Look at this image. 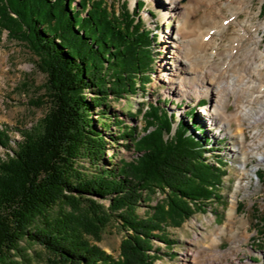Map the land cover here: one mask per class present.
Here are the masks:
<instances>
[{"label":"trees","instance_id":"16d2710c","mask_svg":"<svg viewBox=\"0 0 264 264\" xmlns=\"http://www.w3.org/2000/svg\"><path fill=\"white\" fill-rule=\"evenodd\" d=\"M144 5L139 0L131 11L123 3L116 12L106 0H0V31L25 42L37 57L49 99L45 116L21 129L20 139L11 138L7 125L0 127L6 150L0 156V264L19 252L23 240L44 247L51 264H154L153 240L168 241L162 237L167 226H179L217 195L225 161L217 159L215 166L206 156L211 141L196 134L205 129L196 121V107L188 112L193 119L188 123L157 103L147 110L142 103L136 112L145 121L142 132L111 114L116 138L129 140L126 146L137 155L129 160L114 154L110 165L99 163L110 128L103 120L109 97L127 98L150 82L156 39L140 15ZM83 157L93 173L79 169ZM158 190L162 201L139 215L143 192L150 197ZM99 198L109 200L125 231L118 257L88 238L97 226L74 210L36 224L64 202L73 209L87 204L104 226L108 219L97 213L103 207Z\"/></svg>","mask_w":264,"mask_h":264},{"label":"rangeland","instance_id":"374dc122","mask_svg":"<svg viewBox=\"0 0 264 264\" xmlns=\"http://www.w3.org/2000/svg\"><path fill=\"white\" fill-rule=\"evenodd\" d=\"M138 1L106 0V3L119 12L123 3H127L132 11ZM143 1L145 5L140 15L156 39L153 42L156 56L150 73V82L145 91L139 89L136 94L127 98L109 97V116L102 119L107 121L110 128L105 131V154L99 163L105 162L110 165L114 154L117 155V159L129 160L137 155L132 145L126 146L129 140L116 138L119 137L117 136L118 126L114 124L111 114H117L126 124L136 126L139 132H142L145 129L144 118L136 115L142 103H144V110H147L150 103H157L170 113H174L177 121L184 120L188 123L193 121L192 118L189 119L188 112L191 108L201 104L197 107L196 121L205 129L201 134L196 131V134L199 138L210 139L211 142L206 147H211V150L206 153V156L215 166H217V159L225 161L222 168L225 174L217 188V195L205 201L202 210L184 219L179 226L173 224L167 226L162 237L168 238V241L161 238L153 240L156 250L151 253L157 257L154 264H264V226L262 225L264 219V161L258 160L256 156H250L247 167L248 169L255 168L254 175L251 176L248 189H241L237 193V200L233 202L231 195L236 192L238 181L244 177L240 169L243 154L235 146L236 138L242 136V133L238 132L240 128L233 124V129L236 128L233 133L224 126L211 129L208 116L200 111L201 106L212 104L211 96L179 98L169 89L166 81L161 77L165 73L161 67L162 60L164 56L171 54L170 49L165 47L163 37L175 28L178 16L174 13H166V5H168L166 0ZM188 1L181 0V3L186 4ZM203 1V6L192 4L189 7L194 12L195 24V20L203 13L207 12L209 15L208 21L199 23L187 37L195 42L189 52V58L196 67L194 71L208 68L210 76H218L217 87L221 92V102L230 110L234 108L233 100H238L229 88L230 82L236 81L239 74L249 76L254 63L237 68H233L231 64L230 70H226L221 65L208 62L205 49L212 36H216L220 42H223L219 48L224 52L234 50V42L225 38L221 39L219 30L224 20L231 16L237 0ZM258 4L259 0H252V9L257 10ZM238 13L240 17H245L242 11ZM257 16L260 19L264 18V5ZM36 61L37 57L28 49L25 42L12 38L7 30L0 31V127L7 125L12 139H20V130L35 126L45 116L49 107V99L44 88L46 75L36 66ZM245 94L243 93L242 96ZM89 96L90 93H88ZM159 100L162 103H159ZM253 105L257 107L258 103ZM99 117L96 112L93 114L94 124L100 128ZM260 124V127H264V120ZM253 126L243 127L244 136L248 142L253 139L251 134L257 127ZM5 153V148L0 145V156L5 157ZM79 169L86 174H91L95 167L90 164L87 157H83L79 159ZM143 194L145 198L136 206V212L144 217L145 213H148L151 207L157 206L165 195L159 190L150 197L145 192ZM98 202L103 207L99 209L100 212L95 210L99 215L108 219L104 226L96 222L94 210L90 209L87 204L73 209L64 202H59L50 210V217L40 216L36 224L44 226L47 219H56L63 212L71 213L74 210L75 216L85 223L96 224V232L88 235V238L108 253L118 257L125 231L121 220L111 213L109 200L99 198ZM232 207L235 208V215H233L235 222H232L234 230L227 234V224L233 220L229 219L231 217L229 211ZM192 250L193 254H191ZM49 257L50 253L41 245L23 240L20 242L19 252L9 257L5 264H51Z\"/></svg>","mask_w":264,"mask_h":264},{"label":"bare ground","instance_id":"6f19581e","mask_svg":"<svg viewBox=\"0 0 264 264\" xmlns=\"http://www.w3.org/2000/svg\"><path fill=\"white\" fill-rule=\"evenodd\" d=\"M166 3L168 4L166 13L176 14L178 21L175 28L163 37L165 47L170 49L171 54L164 56L162 60L161 67L165 70V73L161 75L162 79L179 98L212 97V104L200 109L204 115L208 116L211 129L224 126L233 133L236 130V128L233 129V124H236L237 128H240L238 132L242 133V136L236 138L235 146L243 154L240 169L244 177L238 181L236 192L231 195L235 202L237 193L241 189H248L251 176L254 175L255 168L248 169L247 167L250 156H256L258 160L264 161V127L259 126L264 120V18L260 19L257 16L264 5V0H259L257 10L252 9V0H237L231 16L222 23L221 30H219L220 38L234 42V50L228 52L221 50L219 46L223 42H220L216 36L210 37V43L205 49L208 62L221 65L226 70H230L231 64L233 68H237L254 63L249 76L239 74L236 81L230 82L229 88L234 96L238 97V100H233L234 108L230 110L221 102V92L217 87L218 76H210L208 68L194 71L196 67L189 58V52L195 42L187 37L199 23L206 22L209 18L208 13L205 12L195 20V24L194 12L189 7L192 4L203 6L204 1L189 0L186 4H182L181 0H166ZM239 11L245 13V17H240ZM226 20L228 22L225 23ZM243 93H246L245 96H242ZM254 103H258L257 107L253 105ZM253 125L257 127L251 134L253 139L248 142L244 136L243 127ZM229 214L231 216L229 219L233 220L227 224V234L234 230L232 227V222H235L234 207L231 208ZM193 253L192 250L191 254Z\"/></svg>","mask_w":264,"mask_h":264}]
</instances>
